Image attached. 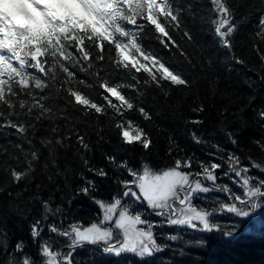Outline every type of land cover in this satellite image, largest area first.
<instances>
[{"label": "snow or ice", "instance_id": "1", "mask_svg": "<svg viewBox=\"0 0 264 264\" xmlns=\"http://www.w3.org/2000/svg\"><path fill=\"white\" fill-rule=\"evenodd\" d=\"M211 4L212 30L219 43L233 50V60L247 64V58L234 51L239 23L232 3L211 0ZM20 7L25 15L18 17L19 22L7 11L0 13V129L14 130L10 134L26 140L30 156L24 168L9 166L0 192L7 191L11 184L27 187L34 178L41 156L31 137L37 135L44 121H49L51 135L41 136V143L52 146L54 162L56 145L71 146L75 136L81 158L95 176L85 177L72 194L89 197L102 213L98 214L100 219L88 223L71 214L65 216L63 202L56 203L53 192L40 200L39 215L29 221V240L17 238L10 244L7 226L0 222V257H3L0 264H82L75 253L85 244L100 245L103 253L116 257L132 253L151 258L170 246L158 242L154 231L157 225L220 230L214 214L224 210L264 227L260 218L264 214V137L255 141L259 156L229 151L217 143V151L210 153L215 159L211 160L182 156L172 141L166 153L172 160L169 164L164 157L151 158L157 151L155 140L129 114L136 111L145 120L152 119V113L137 103V96H130L125 87L135 89L139 96L144 95L141 86L151 85L164 93L173 85L191 87V80L161 54L167 49L169 54L176 52L191 59L179 37L191 41L194 33L177 0H21ZM192 8L189 4L188 11ZM259 28V35L264 38V10ZM152 41L157 43L154 45ZM256 51L264 60V47H257ZM212 64L209 59L210 68ZM76 68L87 72L92 82L81 80L74 71ZM58 69L62 70L59 79ZM260 71V80L264 81V66ZM115 76L124 79L117 82ZM51 85L59 91L50 95ZM97 86L98 97L85 90ZM61 91L63 106L53 99ZM193 111L205 112L203 101ZM73 113L96 121H114L121 143L105 153L111 172L106 166L90 163L86 153L92 145L75 124L77 117ZM257 115L264 121V107ZM61 120L62 124L57 123ZM203 122L202 118L190 121ZM62 126L67 131L60 132ZM192 135L198 141L203 140L195 131ZM227 135L239 148L241 139L236 132ZM125 146L129 151L139 148L143 152L139 166L131 162V157L118 156ZM44 166L48 167L47 161ZM96 177L114 182L108 199L95 195L99 188ZM217 190L225 194L223 200L207 195ZM57 191L63 195L67 190ZM197 200L213 203L206 207L197 204ZM153 213L161 219H150ZM241 222H235L224 233L226 238L236 237ZM168 238L176 241L179 236ZM197 243L206 241L201 239Z\"/></svg>", "mask_w": 264, "mask_h": 264}, {"label": "trees", "instance_id": "2", "mask_svg": "<svg viewBox=\"0 0 264 264\" xmlns=\"http://www.w3.org/2000/svg\"><path fill=\"white\" fill-rule=\"evenodd\" d=\"M230 2L239 23L235 34L234 51L237 55L246 57L247 64L233 60V50L219 43L212 30L211 0H177L188 27L194 33V39L191 41L179 37L187 51L191 53V59H185L176 52L169 54L167 49H163L161 54L173 63L177 71L191 80V87L173 85L167 93H164L151 85L141 86L143 96H139L135 89L127 87L124 89L130 96H137V103L142 104L152 113L151 120H145L136 111L129 114L134 116L154 138L157 149L152 153L151 158L154 160L164 157L169 164L172 163L171 158L166 155L172 141H175L180 155L193 156L194 160L215 159L210 153L217 151L215 147L217 143L222 144L229 151L259 156L255 141L264 137V121H261L257 115L259 109L264 107V81L260 80L262 74L260 69L264 66V60L256 49L264 47V38L259 35L261 31L259 18L261 11L264 10V0H230ZM189 4L193 5L191 11H188ZM152 43L155 45L157 42L152 41ZM209 59L213 61L211 68L208 66ZM74 71L81 80L87 79L89 83L92 82L93 78L87 72H82L78 68ZM57 73L59 79L62 70L58 69ZM114 78L117 82L124 79L120 76ZM85 90L92 96H99L98 86L86 87ZM57 91L59 90L55 85L50 86V95ZM53 99L63 106L62 91L59 96H53ZM201 101L206 111L203 113L193 111ZM73 115L77 117L75 124L92 145V149L86 153L90 163L106 166L111 172L112 168L105 158V153L113 151L121 143L117 130L113 127L114 121H96L77 113ZM195 118H202L203 124L190 123ZM49 123L44 121L43 125L38 127L37 135L31 137L34 147L40 150L41 156L40 166L35 169L34 178L27 187L11 184L7 191L0 192V222L7 226L11 237L10 244H13L17 238L29 240V221L33 216L39 215L42 207L40 200L47 198L53 192L56 194L55 202H63L65 216L71 214L81 218L85 223L101 218L98 215L99 209L89 197L72 194L84 182L85 177L92 179L95 176L81 158V150L75 136L72 138L71 146L56 145L54 162L50 152L52 146L41 143V136L51 135ZM57 123L63 122L61 120ZM64 131H67L66 126L60 129V132ZM194 131L203 137L202 141L193 138ZM233 131L241 139L239 148L231 143L227 135ZM10 133H14V130L0 129V184L6 181L9 166L24 168L25 161L30 156L27 151L30 147L27 141H21L18 136ZM17 144H22L23 147L19 148ZM117 154L124 158L131 157V162L139 166L143 152L139 148L129 151L125 146ZM45 161L48 162V167L44 166ZM49 176L52 179H49ZM96 179L99 181V188L95 195L98 198L108 199V193L112 190L114 182L99 177ZM222 181L227 182V179L222 178ZM57 189L67 191L62 195ZM207 195L212 198L219 197L221 200L225 198V194L219 191ZM196 203L207 207L213 201L197 200ZM214 215V222L220 225V230L209 233L185 229L160 231L157 234L158 242L170 246L151 258L139 259L129 254L112 258L86 249H77L75 255L82 264H89V261L91 264H264V227L256 228L257 233H250L254 231H249L252 224L248 219L239 218L227 210ZM260 218L264 220V214ZM237 221H242L240 231L234 239L226 238L224 233ZM174 234L179 236L176 241L168 238ZM201 239L206 243H197Z\"/></svg>", "mask_w": 264, "mask_h": 264}, {"label": "rangeland", "instance_id": "3", "mask_svg": "<svg viewBox=\"0 0 264 264\" xmlns=\"http://www.w3.org/2000/svg\"><path fill=\"white\" fill-rule=\"evenodd\" d=\"M15 1L16 0H0V13H3V7L1 6V5H5V4H8V5H12L13 3H15ZM14 11H16L17 12V10L15 9ZM254 222V227L255 228H261L262 226L258 223V222H255V221H253ZM202 229V228H201Z\"/></svg>", "mask_w": 264, "mask_h": 264}, {"label": "clouds", "instance_id": "4", "mask_svg": "<svg viewBox=\"0 0 264 264\" xmlns=\"http://www.w3.org/2000/svg\"><path fill=\"white\" fill-rule=\"evenodd\" d=\"M4 7H5V9H10L12 6L5 4Z\"/></svg>", "mask_w": 264, "mask_h": 264}]
</instances>
